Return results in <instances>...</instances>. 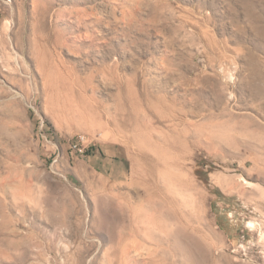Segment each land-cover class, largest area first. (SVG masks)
<instances>
[{
  "label": "rangeland",
  "instance_id": "374dc122",
  "mask_svg": "<svg viewBox=\"0 0 264 264\" xmlns=\"http://www.w3.org/2000/svg\"><path fill=\"white\" fill-rule=\"evenodd\" d=\"M0 264H264V0H0Z\"/></svg>",
  "mask_w": 264,
  "mask_h": 264
},
{
  "label": "built area",
  "instance_id": "2783aa9c",
  "mask_svg": "<svg viewBox=\"0 0 264 264\" xmlns=\"http://www.w3.org/2000/svg\"><path fill=\"white\" fill-rule=\"evenodd\" d=\"M71 148L76 154L84 156L89 149L87 138L83 135H79L71 145Z\"/></svg>",
  "mask_w": 264,
  "mask_h": 264
},
{
  "label": "bare ground",
  "instance_id": "6f19581e",
  "mask_svg": "<svg viewBox=\"0 0 264 264\" xmlns=\"http://www.w3.org/2000/svg\"><path fill=\"white\" fill-rule=\"evenodd\" d=\"M132 120H133V123L135 124V126H137V127H139V125L142 126L143 123H144V118H139L138 119V118H134L133 117ZM145 122H146V120H145ZM140 135H142L143 137H145L142 132H140ZM140 157L141 158H140V161L139 162H141V163L144 164L145 169H147V173H152V172H154L157 169V167L154 164H149L148 167H146V165L148 163L145 162V161H148L149 160V158L146 155H141Z\"/></svg>",
  "mask_w": 264,
  "mask_h": 264
},
{
  "label": "trees",
  "instance_id": "16d2710c",
  "mask_svg": "<svg viewBox=\"0 0 264 264\" xmlns=\"http://www.w3.org/2000/svg\"><path fill=\"white\" fill-rule=\"evenodd\" d=\"M200 175H201V176H204V177L206 176V174H205V173H204V174H203V173H201Z\"/></svg>",
  "mask_w": 264,
  "mask_h": 264
}]
</instances>
